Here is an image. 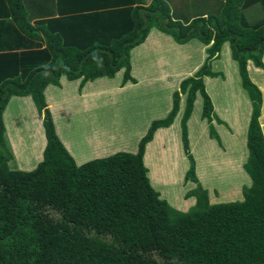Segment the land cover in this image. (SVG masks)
Wrapping results in <instances>:
<instances>
[{
	"label": "trees",
	"instance_id": "16d2710c",
	"mask_svg": "<svg viewBox=\"0 0 264 264\" xmlns=\"http://www.w3.org/2000/svg\"><path fill=\"white\" fill-rule=\"evenodd\" d=\"M56 0L57 15L29 21L21 0H0V264H264V138L259 126L261 93L246 62L263 69L264 0H220L184 20L173 17L164 0ZM63 3H66L63 6ZM258 5L262 16L248 21L245 10ZM62 7L63 9H61ZM155 27L183 44L195 38L205 57L171 92V106L152 120L135 152L117 151L76 165L57 138L43 96L58 79L129 75V51ZM227 41L240 86L250 102L246 158L250 179L241 200L209 203L198 183L189 152L186 119L194 95L200 118L214 131L216 117L202 77ZM185 94L179 120L188 160L184 175L195 183L185 192L194 204L179 211L149 184L142 163L144 144L157 127H167ZM29 95L45 138L42 158L30 170L10 169L1 113L10 96Z\"/></svg>",
	"mask_w": 264,
	"mask_h": 264
},
{
	"label": "crops",
	"instance_id": "0c3cea01",
	"mask_svg": "<svg viewBox=\"0 0 264 264\" xmlns=\"http://www.w3.org/2000/svg\"><path fill=\"white\" fill-rule=\"evenodd\" d=\"M164 1L169 5L183 0ZM191 1L187 0L190 6L195 8L196 1ZM21 2L28 12L30 22L35 19L57 15L58 6L56 0H21ZM210 3L211 0H202V4L206 5L207 9H210L208 8ZM65 5L66 3H63V6ZM257 6L254 5L250 8H257ZM60 8L63 9L62 7ZM206 12L208 11L199 13ZM199 13L191 14V16ZM204 48L205 45L195 38H191L183 44H177L170 35L157 30L155 27H151L144 40L129 51V75L134 79V82L126 80L122 83L123 68H120L111 78L106 76L96 77L85 81L81 87H79V79L67 80L64 75H60L58 79L59 86L47 84L43 89V96L46 107L52 117L55 134L72 157L74 163L79 165L88 160L105 157L117 151L135 152L137 144L133 146L130 138L133 137L134 143H137L151 119L162 118L166 115L171 106V92L178 88L181 79L192 75L200 66L205 57ZM221 54L229 56L227 41L221 44L218 58L210 63V69L218 74L214 77L203 76L202 81L216 117V120H211V125L214 127L216 122L221 124L222 120L226 121L230 133L228 134L225 131V135L233 140L229 149L226 144L221 147L222 149L220 147L216 149L221 155H226L230 158V166L227 169L228 176L225 175L227 179L222 176V171L220 175H214V173L212 175L209 167L205 169L204 177L206 181H209L210 177H214L221 182V184L217 182V191L212 190V197L206 191L209 203L229 201L232 199L230 198L231 196L241 200V187L244 185L249 186L250 184V179H246L247 177H245L242 169L246 151H243L242 143L239 144L236 140L237 135L235 136L236 129L238 131V127L243 125V131L239 134L243 135L242 141L245 145L246 127L250 110L248 115L244 117L245 110L242 109V100L234 101L238 109L236 116H240L243 119L239 122L240 124H236L235 118L228 119L219 111L212 92L207 88V83L214 82L216 83L214 92L217 91L218 94L225 93L224 84H227V78L224 79L223 74H219L218 70H214V64L219 61ZM261 61L263 69L255 67L248 60L246 62V70L250 80L258 87L261 93L258 122L264 138V52L262 53ZM229 62L230 66H232L231 63L233 66L235 65L236 80L240 86L236 63L233 60L231 63ZM218 77H221L222 80H217ZM122 94H125L126 97H123ZM113 96H118L117 110L118 113L122 111L124 115L122 121L118 119L119 117L117 118L113 115L111 122L109 119H103L104 116L99 113V108L110 104ZM184 97L185 94H179L178 108L172 122L167 127H157L152 134L151 141L146 143L142 154V163L145 167L149 166L150 169L155 167V164L147 159V155L148 150L152 148L149 146L155 143L157 137L159 141H157V145L154 148L160 151L158 154L173 156L168 145L170 139L173 138L174 132L176 131L177 133L178 129L176 126L179 119L178 116H180L183 109ZM193 105H196L195 99ZM24 114L31 120L22 121ZM190 116L191 114L186 119L187 139H189L190 132ZM1 118L4 127L5 146L11 155L10 159L7 160L8 167L20 170L34 168L42 158L45 138L41 125V116L36 112L30 96H10L2 110ZM121 123H125L126 126L121 125ZM202 126L205 139L209 135L206 132V127ZM173 128H176L175 131H173ZM244 152L245 155H243ZM164 157L166 158L165 164L170 165V168L164 167L162 171L160 169L163 173V178L166 179L167 173H171L173 166H176V164L175 161L169 160L165 155ZM206 158L210 160V148L207 151ZM161 172H159L160 175ZM194 172H196L195 162ZM146 176H148L147 178L152 188L159 190V197L167 199L168 202H166L170 206L172 205L181 211H186L194 204V197L187 196L186 198L183 197L187 202L179 206L180 203L175 198H171L168 193L161 189V185H158L155 180L150 178L148 169H146ZM151 176L154 177L153 174ZM169 177L170 175H168ZM222 180L225 182L223 183ZM217 187L212 186V188ZM170 198L174 199V201H171Z\"/></svg>",
	"mask_w": 264,
	"mask_h": 264
},
{
	"label": "rangeland",
	"instance_id": "374dc122",
	"mask_svg": "<svg viewBox=\"0 0 264 264\" xmlns=\"http://www.w3.org/2000/svg\"><path fill=\"white\" fill-rule=\"evenodd\" d=\"M189 1H191V0H189ZM193 1H196L195 8L190 6V3L187 2V0L180 1L179 3L169 4L173 17H178V18L184 20L186 18H189V16H191V14L199 13V12L210 10V9L216 10V8L219 5L218 1L220 2V0H211L210 5L208 6V8H210V9H207V6L202 4V0H193ZM244 12H245V16H246L247 20L250 22L255 20V19H258L262 16V11H261L259 6H257V8L252 7V8L246 9ZM229 61L232 62V60L229 58V56L227 54H225V55L221 54L219 61L214 64V70H218L220 72L219 74H223L224 79L227 78V84H224L225 93L224 94L223 93L218 94L217 91L214 92L216 89V83H214V82L207 83V88H208V90H210L212 92V94H213L212 96L214 97L215 104L219 108V111L223 115H225L228 119L229 118H235L236 124H238L243 119L240 116H236L238 109L236 108L237 104L234 103V101H237L238 99L242 100V109L245 110L244 117H245V115H248V113H249L250 103H249V99L247 98L245 90L241 86H239V83L236 80V74H235V70H234L235 65L233 66V64ZM228 62L231 63L232 66H230L228 64ZM219 79L222 80L221 77L217 78V80H219ZM122 96L126 97L125 94H122ZM117 99H118V96H113V99H112L110 104H106V105L99 108L100 115L104 116L103 119H109L112 122L111 118H113V115H114L117 118L119 117L118 119L120 121H122V119L124 118V115H123L122 111H120L118 113ZM194 99L196 100V105L194 106L192 103L193 109L191 110V113H190L191 114V116H190V132H189V139H187L188 140V148H189V152L192 155V158L195 162V169H196L195 176L197 178V181L201 185L202 188H204L206 191H208L210 197H212V190L217 191L218 190L217 182H219L220 184H221V182L214 177H210L209 181H206V179L204 177L205 169H206V167H209L212 175H213V173H214V175H220V172L222 171L223 177H225V175L228 176L227 169L230 166V160H229L230 158H229V156L221 155L216 149H218L219 147L221 148L222 146H225V144L228 146V149H229V147H231V141L233 139H231L225 135V131H227L228 134L230 132L228 130L229 129L228 124L224 120H222L221 124L216 122L217 125L215 124L214 127L211 125L213 127L214 135L213 136H207V138L204 139V134H203L204 128L202 125H204L206 127L207 133H208V125L204 119L200 118L201 97L198 93H196L194 95ZM193 102H194V100H193ZM180 116H181V114H180ZM180 116H178L179 119H178V123L176 126V128L178 129L177 133L175 131L176 128H173V131H175V132L173 134V138L170 139L169 145H168L170 147L169 149L171 150V155H173V156H169L166 154L161 155L160 153L158 154V152H160V151H157L154 148V146L157 145V141H159V138L157 137V139L155 140V143H153L152 145L149 146L152 148H150L148 150V155H147L148 156L147 159L151 163H154L155 167L150 169L149 166H146L147 168L146 167L145 168L148 169L150 178H152V180H155L158 185H161V189L164 192L168 193L171 198H175L180 203L179 206H182L184 202H187V200L184 199V198H186L184 196L186 190H188L190 188L192 189L195 186V183L189 179L184 178V175L188 169V160H187L186 156L184 155V153L182 151V146H181L180 127H179ZM26 119L31 120V118H27L26 114H24V116H22V121L26 120ZM152 120H155V119H151L148 123V126ZM199 122H200V124H199ZM34 123H36V121H34ZM121 125L126 126L125 123H121ZM242 131H243V125H241V127H238V131L236 129L235 136L237 135L236 140L239 142V144L242 143L243 151H246L245 145L243 144V141H242L243 135L239 134V133H242ZM151 139H152V135H151L150 140H148L146 143L151 141ZM130 140H131V144H133V146H135V144H137V143H134L133 137H131ZM146 143L144 144L143 150L145 148ZM136 147H137V145H136ZM163 147L165 148V146H163ZM209 148H210V160L206 158L207 151ZM238 152L239 151L237 148V153ZM164 155L166 157H168L169 160L175 161V164H176V166H173V171L171 173H167L166 179L163 178V175H162L163 173L161 171L164 169V167L170 168V165L165 164L166 158L164 157ZM243 155H245V152ZM227 163H228V165H227ZM160 169H161V171H160ZM159 172H161V175ZM230 172H231V170H230ZM243 173H244L245 177H247L246 179H249L247 174H245L244 170H243ZM152 174L154 177L151 176ZM168 175H170L169 178H168ZM225 179H227V178L225 177ZM222 182L224 183L225 181L222 180ZM244 184H246V183H244ZM212 186L217 187V188H212ZM156 191L159 193V190H156ZM230 198H232V199L229 201L237 200L236 197H233V196H231ZM165 200L167 201V199H165ZM215 200H218V199H215ZM171 201H174V199H171ZM223 202H225V201H223ZM172 207L181 211L180 209H178L174 206H172Z\"/></svg>",
	"mask_w": 264,
	"mask_h": 264
}]
</instances>
